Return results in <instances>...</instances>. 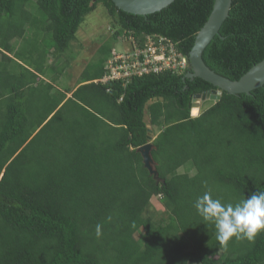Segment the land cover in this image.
I'll return each mask as SVG.
<instances>
[{
    "label": "trees",
    "instance_id": "16d2710c",
    "mask_svg": "<svg viewBox=\"0 0 264 264\" xmlns=\"http://www.w3.org/2000/svg\"><path fill=\"white\" fill-rule=\"evenodd\" d=\"M213 2L139 15L111 0H0V264H264V230L225 247L194 207L206 191L224 203L264 191V84L193 114L211 83L167 69L103 83L111 49L74 89L38 78L99 3L114 42L161 35L188 56ZM44 34L40 55L12 42ZM202 59L231 80L264 59V0H232ZM147 142L158 181L137 151Z\"/></svg>",
    "mask_w": 264,
    "mask_h": 264
},
{
    "label": "water",
    "instance_id": "95a60500",
    "mask_svg": "<svg viewBox=\"0 0 264 264\" xmlns=\"http://www.w3.org/2000/svg\"><path fill=\"white\" fill-rule=\"evenodd\" d=\"M123 11L146 15L159 11L174 0H111ZM232 0H214L212 9L195 35V40L188 55L190 69L184 74L185 78L200 77L211 83L215 88L195 94L193 99L218 100L222 91L230 94L246 93L264 84V59L248 69L239 79L231 80L210 69L202 59V52L210 40L219 32L222 22L229 14ZM152 144L147 142L137 148L143 158V164L155 180H159L155 163L151 156Z\"/></svg>",
    "mask_w": 264,
    "mask_h": 264
},
{
    "label": "rangeland",
    "instance_id": "374dc122",
    "mask_svg": "<svg viewBox=\"0 0 264 264\" xmlns=\"http://www.w3.org/2000/svg\"><path fill=\"white\" fill-rule=\"evenodd\" d=\"M116 28V24L113 23L103 5L101 3L97 4V7L89 12L79 24V28L75 33V38L71 40L70 45L61 51V54L59 55L60 59L56 63V69L51 66L52 64L47 67L48 74L64 69V73L61 75L59 81L62 86L75 85L74 80H76V83L83 81L81 73H83L87 65L96 63L104 58L108 53V49L110 50L112 47L123 49L124 47L129 46L127 43L114 42L112 34L115 32ZM44 35L40 39L31 40L28 38L26 41L18 43L16 48L21 47V49L24 50L32 45L38 49L37 51H39L38 54L40 55L43 50H49L46 48V44L49 42L50 36L49 34ZM32 36L35 35L32 34ZM52 55L53 50H50L47 53V62L50 61L53 63L54 56ZM49 56H51L53 60L51 58V60H49ZM212 102V99L200 100L196 98L192 110L193 114H197L203 108L211 105ZM158 200L159 197L152 196L151 204L154 211L156 210L155 212L158 216L163 215V217H165L164 215L167 214V211Z\"/></svg>",
    "mask_w": 264,
    "mask_h": 264
},
{
    "label": "built area",
    "instance_id": "2783aa9c",
    "mask_svg": "<svg viewBox=\"0 0 264 264\" xmlns=\"http://www.w3.org/2000/svg\"><path fill=\"white\" fill-rule=\"evenodd\" d=\"M116 42L127 43L129 46L123 49L111 48L104 62L103 75L99 79L103 83L121 81L126 85L132 76L159 73L166 69L184 73L189 67L188 56L161 35L146 34L139 41L132 34L124 32L117 36Z\"/></svg>",
    "mask_w": 264,
    "mask_h": 264
},
{
    "label": "clouds",
    "instance_id": "9594fccd",
    "mask_svg": "<svg viewBox=\"0 0 264 264\" xmlns=\"http://www.w3.org/2000/svg\"><path fill=\"white\" fill-rule=\"evenodd\" d=\"M194 207L204 221L214 225L216 239L225 247L233 237L252 241L264 230V191L254 192L236 203H224L206 191L196 199Z\"/></svg>",
    "mask_w": 264,
    "mask_h": 264
},
{
    "label": "crops",
    "instance_id": "0c3cea01",
    "mask_svg": "<svg viewBox=\"0 0 264 264\" xmlns=\"http://www.w3.org/2000/svg\"><path fill=\"white\" fill-rule=\"evenodd\" d=\"M18 43H21V40L19 39L18 40V42H17V40H15L14 42H13V44H14V46L16 47L17 45H18ZM7 53V52H6ZM9 56H11V54L10 53H7ZM52 59V57L51 56H49L48 57V59L49 60H51ZM59 57L55 60H53V63H51L50 61L49 62H47L46 63V68L49 66V65H51L53 68H55L56 69V67H57V61H59ZM63 59V58H62ZM48 71V69H46V72ZM52 72V71H51ZM64 73V69L61 71V72H57V71H55V72H52V73H50V74H48V72L46 73V74H43V75H40V74H38V78L40 79V80H43V81H46V82H51L52 83V85H53V87H54V89H66V88H69V89H74L77 85H78V83H76V80H74V82H75V85H72V86H68V85H66V86H62L60 83H59V81H60V77H61V75ZM55 78H56V80H55ZM59 84H60V86H59ZM67 94V96H70L71 95V93H66Z\"/></svg>",
    "mask_w": 264,
    "mask_h": 264
}]
</instances>
